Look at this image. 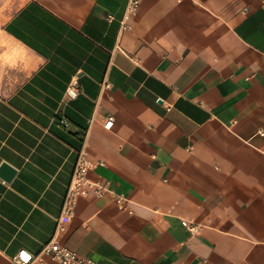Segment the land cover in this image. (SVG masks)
Wrapping results in <instances>:
<instances>
[{
  "label": "crops",
  "instance_id": "1",
  "mask_svg": "<svg viewBox=\"0 0 264 264\" xmlns=\"http://www.w3.org/2000/svg\"><path fill=\"white\" fill-rule=\"evenodd\" d=\"M127 3L0 0V264L51 239L82 147L106 190L61 244L95 264H264V0Z\"/></svg>",
  "mask_w": 264,
  "mask_h": 264
},
{
  "label": "built area",
  "instance_id": "2",
  "mask_svg": "<svg viewBox=\"0 0 264 264\" xmlns=\"http://www.w3.org/2000/svg\"><path fill=\"white\" fill-rule=\"evenodd\" d=\"M139 3L140 0H128L126 14L128 15L134 13L138 8ZM108 86L109 84L106 81H103L101 89ZM65 93L68 98H74L77 95L78 80L76 77H73L69 81ZM113 122L114 116H106L103 121V127L110 129ZM93 164L94 163L89 159L84 147H82L78 151L76 163L72 170L61 209L56 218L53 236L42 245L40 251L36 254H32L25 250L18 251L14 258L16 264H30L34 260L39 259L42 255L49 256L52 260L58 262L59 264H95L92 259L78 254L57 240L58 233L64 229L66 223L74 216L75 205L78 198L87 196L90 191L95 197H100L106 190L105 185L88 179L87 173ZM113 200L117 209L132 213V210L128 205L129 199L126 196L115 193L113 194ZM182 223L191 231H196L198 229V226L193 223H188L187 221H183Z\"/></svg>",
  "mask_w": 264,
  "mask_h": 264
},
{
  "label": "water",
  "instance_id": "3",
  "mask_svg": "<svg viewBox=\"0 0 264 264\" xmlns=\"http://www.w3.org/2000/svg\"><path fill=\"white\" fill-rule=\"evenodd\" d=\"M15 170L7 163L0 164V176L9 180L14 174Z\"/></svg>",
  "mask_w": 264,
  "mask_h": 264
}]
</instances>
